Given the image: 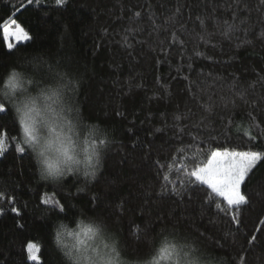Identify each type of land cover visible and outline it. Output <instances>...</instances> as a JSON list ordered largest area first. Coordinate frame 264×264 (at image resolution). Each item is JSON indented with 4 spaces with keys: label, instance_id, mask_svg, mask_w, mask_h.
<instances>
[{
    "label": "trees",
    "instance_id": "trees-1",
    "mask_svg": "<svg viewBox=\"0 0 264 264\" xmlns=\"http://www.w3.org/2000/svg\"><path fill=\"white\" fill-rule=\"evenodd\" d=\"M21 3L0 0V23ZM15 19L31 39L10 49L0 33V78L21 75L27 91L17 89L16 103L31 96L47 117L49 106L62 110L79 163L47 176L35 150H18L13 104L0 112L9 138L0 155V264H73L68 232L87 240L95 225L103 235L89 243L114 238L132 264L173 236L200 249L203 264H264V161L242 186L250 203L232 209L239 225L222 197L188 176L217 148L264 152V138L243 135L259 131L249 113L264 129V0H33ZM225 21L236 26L230 38ZM5 91L0 84V99ZM97 136L106 143H96L99 163L86 176ZM177 149L188 157L179 172ZM29 242L39 259L29 258Z\"/></svg>",
    "mask_w": 264,
    "mask_h": 264
},
{
    "label": "snow or ice",
    "instance_id": "snow-or-ice-1",
    "mask_svg": "<svg viewBox=\"0 0 264 264\" xmlns=\"http://www.w3.org/2000/svg\"><path fill=\"white\" fill-rule=\"evenodd\" d=\"M39 3V0H36ZM33 0H27V3H21L13 13L0 23V33L3 34L6 40L15 41L16 43H22L31 39L29 33L26 31L24 26H22L16 19V12L28 5L32 4ZM58 5L65 3V0H56ZM139 16V13H136ZM203 21L201 24L203 25ZM235 25L224 22V32L223 35L226 38H230V33L235 30ZM175 39V38H174ZM203 39V37H201ZM181 44L183 41L180 42ZM8 48H13L15 45L12 42L7 44ZM196 55H203V53H196ZM21 75L13 71L7 78H0V84H4L6 91L4 96L0 99V112L8 111L7 104L11 103L15 107V111L18 114L17 130L22 134V142L18 144V150L20 152L25 151L24 145H27L32 150L38 152V155L42 158V164L44 165L43 171L47 176L59 177L64 175L65 169L71 171V165L74 163H79L76 159L75 153L73 151L75 147V141L72 139L71 135H68L64 131V124L69 126L68 131L72 130L71 121L67 120L62 116V110L57 111L49 106V111L52 113L51 117L45 116L43 123L46 132L42 133L37 127L36 117L41 115L39 109L36 107V98L28 96L19 103H16L13 99L17 95V89H23L21 83ZM264 79V78H261ZM31 83V81H29ZM42 95H46L43 94ZM58 92L53 91L52 96H57ZM46 99H51V96L46 95ZM243 99V96H241ZM206 110L211 111L210 108ZM180 119V117H177ZM249 119L253 122L252 126L259 129L256 135H252L250 129H244L243 135L248 136L249 140H256L258 137L264 138V129L260 128L258 124L255 123L256 118L249 113ZM93 135H95V130ZM239 131V126H238ZM82 135V133H81ZM12 142L17 141L16 136L11 137ZM103 145L106 143L105 140L99 139L97 136L95 140L89 144L92 149L88 152L86 156L87 166L92 169V172H85V175H95V165L99 163L100 152L96 143ZM9 143L7 128L0 125V155H3L7 149ZM85 143H88L86 140ZM55 151L58 155L55 160L49 157V152ZM87 151V150H86ZM186 149H177L176 164L179 166L175 171H183L187 167L188 157L184 155ZM261 161H264V152L260 151H230L227 148L221 150L217 148L211 152V155L207 159V162H202L199 165H195V159H192V163L195 165L189 172V182L194 179L200 184L207 185L212 192L219 197H222L228 206L226 214L231 215V219L236 225L240 224V220L237 218L236 213L232 209L239 210L243 205H248L250 203L248 195L245 190H242V186L246 189V181L250 179V174L253 169ZM159 164V162H157ZM162 169H166L169 165H160ZM163 179H169L168 175L162 176ZM164 188L162 187V191ZM175 190V189H173ZM3 194L0 193V197ZM54 203L57 204L58 201H50L48 199L44 200V203ZM209 203H215L214 200H209ZM217 209H222L220 203H215ZM61 211L63 206L60 205ZM13 211H18L13 209ZM66 226L61 225V230L56 233L57 242L63 245V237L65 235ZM88 235V239H81L78 233L68 232V235H74L76 237V243H74L66 252V255L73 261V264H132L129 260L126 251L119 245V242L114 238L111 240L105 238L102 244L89 243L90 240H94L96 237L103 235V229L99 225L89 226L85 229ZM256 239L253 235L249 243ZM175 242H165L164 244H159L153 248L152 253H150V259L144 261L143 258L138 259L136 264H160L161 261H169L170 264H203V258L201 251L195 248L193 245L184 242L181 244L176 237H172ZM67 247V246H65ZM27 249L30 253V259H39L37 255H31L33 249L39 252V245L34 242H29L27 244ZM239 264H244L243 257Z\"/></svg>",
    "mask_w": 264,
    "mask_h": 264
},
{
    "label": "rangeland",
    "instance_id": "rangeland-1",
    "mask_svg": "<svg viewBox=\"0 0 264 264\" xmlns=\"http://www.w3.org/2000/svg\"><path fill=\"white\" fill-rule=\"evenodd\" d=\"M9 42L14 43V45L17 44L15 41H9V40H7V43H9ZM40 113H41V115H39V116L36 117V119L38 121L37 127L41 130L42 133H45L47 130H46V128H44L43 123H42L44 121V119H45V115H44V113H42V111H40ZM35 153H36V155H37V157L39 159V162H41V166H42V169H43L44 168V165L42 164V158L38 155V152L37 151ZM48 155H49V157L51 159L55 160L57 158V155L58 154L55 151H51V152H49Z\"/></svg>",
    "mask_w": 264,
    "mask_h": 264
}]
</instances>
